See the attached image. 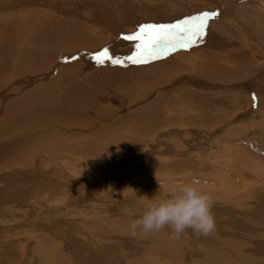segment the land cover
Listing matches in <instances>:
<instances>
[{
	"label": "rangeland",
	"instance_id": "374dc122",
	"mask_svg": "<svg viewBox=\"0 0 264 264\" xmlns=\"http://www.w3.org/2000/svg\"><path fill=\"white\" fill-rule=\"evenodd\" d=\"M13 2L0 0L6 6L1 11L18 17L43 13L44 18L29 17H37V28L41 20L47 24L41 31L51 44L32 61L27 56L11 60L0 75V136L7 139L0 137V147L5 146L0 152V264H37L46 252L54 253L59 264H92L94 258L95 264H168L145 251L154 240L161 243L159 236L169 237L168 228L145 241L117 234L122 229V235L129 234L126 224L140 214L146 197L162 198L192 181L211 191L214 216H226L216 221L223 229L194 239L191 230L185 231L178 259L163 256L173 254L170 248L158 253L170 264H197L209 244L234 258L227 244L236 242L242 254L257 257L252 240L222 232L232 225L253 237L264 236L256 228L264 221L258 214L264 210V0H17L16 7H9ZM205 12L216 15L207 20L203 37L186 49L157 52L153 58L141 56L138 41L125 39L142 25H173ZM154 13L158 19L148 20ZM103 49L122 61L118 69L125 72L112 78L120 82L117 94L122 89L127 93L128 106L143 92L148 96L140 98L145 116L119 112L107 120L98 114L100 100L75 101L87 81L84 72L115 66L107 60L98 66L95 55ZM70 50L79 57L66 59ZM178 52L186 57H170ZM131 56L147 62L132 63L127 59ZM154 63L166 66L161 67L166 72L140 70ZM126 71L132 72L124 76ZM70 88L74 94L64 97ZM71 128L82 133L76 139L79 150L44 149L41 139L53 135L63 141L80 134ZM110 143L112 151L98 158L97 146ZM112 226L123 228L104 234ZM219 264L232 263L224 258Z\"/></svg>",
	"mask_w": 264,
	"mask_h": 264
},
{
	"label": "bare ground",
	"instance_id": "6f19581e",
	"mask_svg": "<svg viewBox=\"0 0 264 264\" xmlns=\"http://www.w3.org/2000/svg\"><path fill=\"white\" fill-rule=\"evenodd\" d=\"M10 1V0H9ZM11 3V2H10ZM15 3H17V0H14V2L12 3V5H10L9 7H11V6H13V8L14 7H16L15 6ZM76 4H82V3H72L71 5H76ZM4 7H6V6H3L2 5V3H0V75H1V73L2 72H4L5 70H7V66L9 65V62L12 60H17V59H19L20 57L21 58H25L26 56V58H30V59H28L29 61L31 60H33V58L36 56V54L39 52V51H41L44 47H46V44H48L49 42H48V37L49 36H45V34H44V32L43 31H41L43 28H47L46 26H47V24H45L41 19V24H40V27L39 28H37L36 27V19H37V17H40V15H43L42 17L44 18L45 16H44V14L43 13H36V14H34V12L33 11H31V12H29L28 13V16L26 15V13H24L23 12V14H20L21 12H22V10H21V12H19V14H20V16L18 17V15H16V12H13L12 14H8V13H4V12H2L1 11V9L2 8H4ZM8 7V6H7ZM8 7V8H9ZM74 7H76V6H74ZM73 7V8H74ZM7 8V9H8ZM79 8H81V6L79 7ZM78 8V9H79ZM3 10V9H2ZM4 10H5V8H4ZM76 10V9H75ZM158 13V12H157ZM157 13H154L153 15H147V16H149V18H148V20H150L151 18H154V19H158V18H156V16H155V14H157ZM29 15H37V17L35 18V19H33L32 20V18L31 17H29ZM125 16V15H124ZM151 16V17H150ZM27 17V18H26ZM41 17V18H42ZM141 17V16H140ZM31 18V21H28L29 19ZM120 17L118 16V18L117 19H119ZM124 19H126V18H124ZM44 20V19H43ZM120 20V19H119ZM161 20V19H160ZM46 21H47V19H46ZM120 21H122V20H120ZM125 21V20H124ZM123 23V22H122ZM64 27V26H63ZM65 27H66V25H65ZM42 28V29H41ZM66 30H68V29H66ZM119 30H120V27H119ZM37 31H39L38 32V34H37ZM31 32H32V34H31ZM64 32V31H63ZM69 32V31H68ZM83 32V31H82ZM44 34V35H43ZM46 34H48V33H46ZM60 34V33H59ZM65 34H67V31H66V33ZM65 34H63L64 35V38L66 39V37H65ZM31 36H33V38H31ZM52 37V36H51ZM27 41H26V40ZM71 40V39H70ZM69 40V41H70ZM50 41V40H49ZM51 41H54V40H52L51 39ZM59 42H60V40H59ZM49 44H51V43H49ZM67 44V43H66ZM67 45H69V44H67ZM67 45H66V47H67ZM73 45V44H72ZM18 46H19V48H18ZM88 47V46H87ZM65 49V48H64ZM67 50V49H66ZM78 52H81L80 50H78V49H76ZM64 51V50H63ZM98 50H96L95 52H97ZM77 53H75V52H73V50H70V52L66 55V59H69L71 56H76V57H79V55H76ZM146 54V53H145ZM144 54V55H145ZM55 55V54H54ZM143 55V56H144ZM82 56V55H81ZM163 56V55H162ZM204 56V55H203ZM164 57V56H163ZM170 57H186V55L184 54V53H182L181 54V52H178V53H171V55H170ZM169 56L166 58V59H169L170 58ZM161 59V58H160ZM65 60V59H64ZM158 61H159V59H158ZM62 62V61H61ZM166 62V61H165ZM176 63H178V62H176ZM192 63V62H191ZM76 64H81V63H76ZM105 64V63H104ZM163 64V63H162ZM165 64V63H164ZM171 64H172V62H171ZM68 65H73L74 66V63H72V64H68ZM102 65V64H101ZM147 65V64H146ZM167 65V64H166ZM98 66H100L99 65V63H98ZM144 66H145V64H144ZM149 66V65H148ZM118 65L117 64H115V66H110V65H103L102 67H99L98 69H96L94 72H92V73H90V71L87 73V72H84L85 74H83L84 76H82V79L83 78H85V79H87V81L86 80H84V82H82V88H79L80 89V91H81V96H80V91L79 92H77V93H75L76 95L75 96H78L77 98H76V100L75 101H80V103L82 102L83 104H87L88 103V101L87 100H90V99H94V100H100L99 102H98V104H99V106H98V111H99V115H101V116H103L102 118L104 119L105 117H107L108 119L107 120H110V119H114L115 117H118L119 116V112H122L123 113V115L124 114H128V112L130 113V112H133V111H137L139 114H140V116H145V114L146 113H144L143 111H144V108H145V106H144V100H142V99H140L141 97L142 98H144L145 100L148 98V96L145 94V92H143L142 94H140V95H138V97H135V98H133L132 100H131V102H133L132 104H135V105H129L128 106V103H127V101H128V96H127V93L126 92H124V90L122 89L121 90V94L120 95H118L117 93H118V91H119V84H120V82H119V84L117 83V82H115V81H118V80H114L116 77H118V76H116V75H122V74H120L119 72H125V71H120V69H118ZM137 67H138V64H137ZM141 67V66H140ZM161 67H166V66H163V65H157V63L155 64H153L150 68H143L142 67V69H140L141 71H148L147 69H149V71L151 72V70H155V69H161ZM203 67V66H202ZM175 68V67H174ZM165 69V68H164ZM164 69H161V71H165ZM199 69V68H198ZM132 70V69H131ZM180 70V69H179ZM207 70V69H206ZM132 71H136L135 69H133ZM132 71H126V74H124L123 73V75L125 76V75H127L129 72H132ZM160 71V72H161ZM166 72V71H165ZM197 72V71H196ZM195 73V72H194ZM152 74V73H151ZM161 73H159V74H156V76H155V78H154V80H158V79H160V77H161V75H160ZM132 75V74H131ZM134 75V74H133ZM154 75H155V72H154ZM165 75V74H164ZM112 77H115V78H112ZM120 77V76H119ZM143 77V76H142ZM141 77V78H142ZM149 77H151V76H149ZM167 77V76H166ZM82 79H81V81H82ZM120 80V79H119ZM134 80H136V79H134ZM142 80V79H141ZM26 81H27V79H26ZM38 81V80H37ZM7 82V81H6ZM27 82H29L30 84H31V80H29V81H27ZM124 82V81H123ZM136 82V81H135ZM161 82V81H160ZM24 83V82H23ZM81 83V82H80ZM167 83V82H166ZM170 83V82H169ZM8 84V83H7ZM9 85V84H8ZM81 85V84H80ZM0 86H1V84H0ZM22 86H24V85H22ZM35 86V85H34ZM50 86V85H49ZM155 86H156V84H155ZM122 87V86H121ZM156 87H158V86H156ZM148 88V87H147ZM152 88H155V87H152ZM74 89V88H73ZM73 89H71L70 88V90L69 91H67V92H65L66 94H62V95H64V97H67V98H69V97H72V94H74V91H73ZM98 89V90H97ZM67 90V89H66ZM97 90V91H96ZM8 91V90H7ZM13 92H14V89L12 90ZM12 91H11V93H12ZM157 91H158V89H157ZM6 92V91H5ZM56 92V91H55ZM154 92V91H153ZM11 93H10V95H11ZM155 93V92H154ZM164 93H165V91H161V95H164ZM4 94V93H3ZM68 94V95H67ZM0 95H1V93H0ZM7 95V94H6ZM9 95V93H8V96H10ZM14 95H16V92L14 93ZM57 95V94H56ZM132 95H136V94H132ZM152 95V94H151ZM158 96H159V94H157ZM185 98H187V96L188 95H186L185 93L184 94H182ZM13 96V95H12ZM1 97V96H0ZM87 97V98H86ZM153 97V96H152ZM160 97H162V96H160ZM87 100H86V99ZM166 98V97H165ZM164 98V99H165ZM181 98V97H180ZM172 99H174V98H172ZM192 99V98H191ZM3 100V99H2ZM150 100V99H149ZM189 100H190V98H189ZM6 101V100H5ZM9 101V100H8ZM155 101V100H154ZM153 101V102H154ZM162 101V100H161ZM176 101V100H175ZM70 102H74V100H72V101H70ZM150 102V101H149ZM81 103V104H82ZM127 103V104H126ZM151 103V102H150ZM34 104V103H33ZM79 104V103H78ZM153 104V103H152ZM7 105V104H6ZM56 105V104H55ZM80 105V104H79ZM154 105V104H153ZM157 104H156V102H155V106H156ZM77 106V105H76ZM93 106V105H92ZM182 106H183V104H182ZM12 107V106H11ZM84 107V106H83ZM110 107V108H109ZM8 108V107H7ZM95 108V107H94ZM168 108V107H167ZM183 108H184V106H183ZM16 109V108H15ZM69 109V108H68ZM83 109V108H82ZM85 109V108H84ZM113 110V114H111V115H108V116H106L107 114H108V112H111L112 113V110ZM151 109V108H150ZM155 109V108H154ZM162 109V108H161ZM178 109V108H177ZM185 109V108H184ZM23 110V109H22ZM17 111H19V110H17ZM10 113H11V111H9ZM13 113V112H12ZM74 113V112H73ZM122 113H120V114H122ZM187 113V112H186ZM72 114V113H71ZM151 114H153V112L151 113ZM65 115V114H64ZM73 115H75V114H73ZM80 115H82V114H80ZM67 116V115H66ZM168 116V115H167ZM96 117V116H95ZM73 118H75V117H73ZM73 118H71V119H73ZM76 119V118H75ZM88 120L90 119V117H88L87 118ZM54 120V119H53ZM56 120V119H55ZM48 121V120H47ZM183 121V120H182ZM49 122V121H48ZM71 122V121H70ZM47 123V122H46ZM45 123V124H46ZM69 123V122H68ZM80 124V127H81V123H79ZM90 123H88V122H86V125L88 126ZM178 124V123H177ZM47 125V124H46ZM63 125H65V124H63ZM92 125V123L90 124V126ZM45 126V125H44ZM50 126V125H49ZM54 126H56V125H54ZM60 126V125H59ZM78 126V125H77ZM12 127V126H11ZM16 127H18V126H16ZM20 127V126H19ZM23 127V126H22ZM21 127V128H22ZM32 127H34V126H32ZM39 127V126H38ZM74 127V126H73ZM25 128V127H24ZM28 128V127H27ZM30 128H31V126H30ZM47 128V127H46ZM51 128V127H50ZM60 128H61V126H60ZM78 128V127H77ZM91 128H93V125L91 126V127H89V129H91ZM120 128H122V125H121V127ZM134 128V127H133ZM8 129V128H7ZM26 129V128H25ZM32 129V128H31ZM43 129V128H42ZM59 129V128H58ZM58 129H56V130H58ZM72 129V128H71ZM89 129H86V130H84V132L85 131H87V130H89ZM260 129V128H259ZM6 130V129H5ZM14 130H16V129H14ZM27 130V129H26ZM37 130V129H36ZM41 130V129H40ZM44 130H46V129H44ZM48 130V129H47ZM55 130V129H54ZM53 130V131H54ZM62 129H60V131H61ZM67 130H70V129H67ZM73 131H75V132H79V131H77L76 130V128H73L72 129ZM128 130V129H127ZM7 131V130H6ZM19 131H21V130H19ZM27 131H30V130H27ZM32 131V130H31ZM52 132V130L50 129L48 132ZM95 131V130H94ZM1 132V131H0ZM37 132V131H36ZM44 132V131H43ZM46 132V131H45ZM55 132V131H54ZM99 132V131H98ZM56 133V132H55ZM80 133V132H79ZM87 133V132H86ZM126 133V132H125ZM5 134V133H4ZM13 134V133H12ZM24 134V133H23ZM25 134H26V132H25ZM50 134V133H49ZM64 134V133H63ZM84 134V133H83ZM3 135V134H2ZM16 135V132H15V134H14V136ZM18 135H19V133H18ZM27 135V134H26ZM32 135V134H31ZM34 135V134H33ZM73 135V134H72ZM88 135V134H87ZM86 135V136H87ZM95 135V134H94ZM10 136V135H9ZM39 136V135H38ZM81 137L82 138V133H80V134H76L75 135V138L73 139V138H71V137H74V136H69V137H64L62 140L63 141H58L56 138H55V136H49L47 139H44V140H42L41 139V143H42V145H44V149H46V148H49V149H56V150H58V149H62V150H64V149H66L67 150V152L68 151H71V150H79L80 149V146H81V144H79V141L78 140H76L77 139V137ZM107 136V135H106ZM109 136V135H108ZM111 136V135H110ZM0 137H3V136H0ZM11 137H13V135L11 136ZM25 137V136H24ZM4 138V137H3ZM41 138V137H40ZM44 138V137H43ZM57 138H58V136H57ZM80 138V139H81ZM116 138H117V136H116ZM5 139V138H4ZM58 139H60V138H58ZM79 139V138H78ZM6 141H7V139H5ZM10 140V139H9ZM1 141V140H0ZM22 141V140H21ZM81 141H82V139H81ZM84 141V140H83ZM26 142V141H25ZM29 142V141H28ZM12 143V142H11ZM23 144V143H22ZM112 144L110 143V144H105V145H102V148H100V147H98L97 146V148H98V152L96 153L97 154V157L98 158H100V157H102L103 155H104V153H106V152H108V151H112ZM125 148V147H124ZM127 148V147H126ZM131 148V147H130ZM4 149H5V146H2V147H0V152L1 151H4ZM6 149H8V147L6 148ZM82 149H84V147H83V145H82ZM58 152V151H57ZM88 153V152H87ZM207 154V152H205V155ZM127 156V155H126ZM123 157V156H122ZM126 159V158H125ZM132 160V159H131ZM133 162V161H132ZM263 162V161H262ZM128 164V163H127ZM140 171V170H139ZM260 171H262V170H260ZM45 177V176H44ZM16 178V177H15ZM59 179V178H58ZM153 181V180H152ZM60 184V183H59ZM80 184V183H79ZM258 198H260V197H258ZM242 200V199H241ZM264 201V200H263ZM113 202V201H112ZM258 202V201H257ZM264 204V203H263ZM258 210H260L259 208H258ZM259 217L260 218H264V210H260L259 211ZM215 219H216V221H219V220H221V219H226V216H224V215H220V216H215ZM126 220H128V219H126ZM228 220V219H227ZM260 220V219H259ZM264 220V219H263ZM130 221V220H129ZM114 223H115V221H113ZM126 222V221H125ZM124 222V223H125ZM258 222H260V221H258ZM113 223V224H114ZM225 223H227V222H225ZM228 223H230V222H228ZM116 224V223H115ZM121 224H123L122 222H121ZM126 224V223H125ZM233 224V223H232ZM116 225H118V224H116ZM128 224H126V226H127ZM222 225V224H221ZM259 225V227L257 226L256 228H259V230H260V232H262L261 230H263L264 231V221L262 222V220H261V222L258 224ZM125 226V227H126ZM228 227L226 228V229H224V231L222 232V233H224V235L226 234V236L227 235H232V236H237V237H239V238H241V239H243V237H245V238H248L249 240H252L253 241V245H254V247L253 248H251V249H253L252 251L255 253L256 252V254L258 255H256L257 257H255L254 255L253 256H249L248 254L247 255H244V254H242L240 251V249H242L241 248V244H239V243H236V242H234V243H228L227 244V246L228 247H230L231 248V250H229V251H231L233 254H236V256L234 257V258H232V259H229V258H231L232 256L231 255H228V254H226L225 253V251L224 252H221V251H216V249H214V246H212V247H210V244L208 245V246H206L205 248H203L204 249V253H203V260H202V258L200 259V260H202V261H199V262H197V264H219V260H221V259H223L224 260V258H225V261L226 260H229L232 264H264V258L263 257H259V256H264V236H261V235H259L258 233L255 235V237H253L252 236V234H248L246 231H244V230H242V227H240V226H236V227H234V226H232V225H227ZM234 227V228H233ZM116 228H119L118 226L116 227ZM115 227H109V228H106V230H103L104 231V234H108L109 235V232H114V231H117V229H116ZM121 228V227H120ZM119 228V229H120ZM123 228V227H122ZM121 228V229H122ZM127 228V227H126ZM220 228H222L220 225L219 226H217L216 225V229L218 230V232L220 231ZM104 229V228H103ZM118 229V230H119ZM125 229V228H124ZM223 229V228H222ZM126 230V229H125ZM128 230V229H127ZM120 232L117 234V235H119V236H123L124 238H125V236H130L129 234L128 235H122V233H123V229L122 230H119ZM169 231V230H168ZM127 232V231H126ZM191 233L189 234V235H191V236H193V239H194V234L192 233V231H190ZM217 232V233H218ZM221 232V231H220ZM128 233V232H127ZM159 233H161L160 231H159ZM153 233H150V234H148V235H152ZM148 235H143V236H137L136 238L138 239V240H141V239H144V241L146 240L145 239V237L147 238V236ZM160 235V234H159ZM161 237V238H160ZM185 237H186V235H185ZM220 238V237H219ZM218 238V239H219ZM182 239V238H181ZM178 240V241H173V240H171L170 239V236L169 237H166L165 235H163V236H159L158 237V240L161 242V243H159L158 244V241L157 240H154V242H153V245L151 246V247H145V251H147V253L148 252H150V254L151 253H153V254H156V255H158V258H161L160 260L161 261H164V262H166V263H168V264H170V261L167 259V258H165V257H163V256H167L168 258H176V259H178L179 257H180V255H181V253H182V249L183 248H181L180 246H181V242L183 241V240ZM191 239V238H190ZM196 239V238H195ZM106 240V239H105ZM188 240V239H187ZM96 241H98V239L96 240ZM141 241H143V240H141ZM217 241V240H216ZM219 241V240H218ZM228 241V240H227ZM107 242V241H106ZM196 242V241H195ZM218 243V242H217ZM226 243V242H225ZM156 244H158V246L156 245ZM180 244V245H179ZM179 245V246H178ZM161 247V248H160ZM200 247H202V246H200ZM227 247V248H228ZM171 249L172 251H173V254H167L166 255V253L165 254H163V256H162V254H159L158 252V249H165V250H167V249ZM188 248H190V249H192V242L191 243H189L188 244ZM226 248V247H225ZM245 248H247V247H245ZM201 249V248H200ZM199 249V250H200ZM249 249V248H248ZM246 250V249H245ZM250 250V249H249ZM83 250H81L80 252H79V256H81L80 254H81V252H82ZM190 251V250H189ZM223 251V250H222ZM248 251V250H247ZM96 252V251H95ZM246 252V251H245ZM249 252V251H248ZM85 253V252H84ZM98 253V252H97ZM102 255H105L106 253H107V250H103L102 252H100ZM147 253H145V255L147 254ZM161 253V252H160ZM228 253V252H227ZM149 254V253H148ZM200 254V253H199ZM260 254V255H259ZM95 255H97V254H95ZM252 255V254H251ZM44 257H42V259H40V260H38L37 261V264H59L58 263V261L57 260H54L53 259V256H54V253H49V252H46L44 255H43ZM149 257H150V255H148ZM97 257V256H96ZM142 257V256H141ZM197 257H199V256H197ZM147 258V257H146ZM188 258V257H187ZM120 259V258H119ZM126 259V258H125ZM122 260H124L123 258H122ZM121 260V261H122ZM158 260V259H157ZM30 261L29 260H27V263H29ZM95 262H96V258H94V260H93V262H92V264H95ZM143 262V261H142ZM148 262V261H147ZM195 262V261H194ZM77 263V262H76ZM221 263V262H220ZM223 263V262H222ZM225 263V262H224ZM63 264H65V263H63ZM67 264V263H66ZM73 264V263H72ZM78 264V263H77ZM87 264H91L90 262L89 263H87ZM142 264V263H141ZM148 264V263H147Z\"/></svg>",
	"mask_w": 264,
	"mask_h": 264
},
{
	"label": "clouds",
	"instance_id": "9594fccd",
	"mask_svg": "<svg viewBox=\"0 0 264 264\" xmlns=\"http://www.w3.org/2000/svg\"><path fill=\"white\" fill-rule=\"evenodd\" d=\"M197 181L171 188L164 197H146L140 214L128 224L133 238L169 229L170 239L178 241L191 230L196 236L207 237L216 230L212 212L215 201L210 190L198 186Z\"/></svg>",
	"mask_w": 264,
	"mask_h": 264
},
{
	"label": "snow or ice",
	"instance_id": "6c2138e0",
	"mask_svg": "<svg viewBox=\"0 0 264 264\" xmlns=\"http://www.w3.org/2000/svg\"><path fill=\"white\" fill-rule=\"evenodd\" d=\"M215 13H202L199 17H192L173 25L146 24L136 33L130 34L125 39L138 41L137 51L143 56L147 53L156 58L155 53L170 51L174 48H188L204 35L207 20ZM187 25V27H185ZM97 63L103 64L105 60L112 64H121L118 58H112L108 49H103L95 55ZM132 63H145L146 60L131 56L127 58Z\"/></svg>",
	"mask_w": 264,
	"mask_h": 264
}]
</instances>
